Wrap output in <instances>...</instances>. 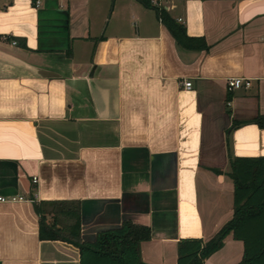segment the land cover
<instances>
[{"label": "crops", "instance_id": "crops-1", "mask_svg": "<svg viewBox=\"0 0 264 264\" xmlns=\"http://www.w3.org/2000/svg\"><path fill=\"white\" fill-rule=\"evenodd\" d=\"M150 2L207 49L178 46L142 0H0V264H78L38 238L30 197L77 201L84 241L147 227L146 264L230 218L228 158L264 156V0ZM241 255L228 234L202 264Z\"/></svg>", "mask_w": 264, "mask_h": 264}, {"label": "trees", "instance_id": "trees-1", "mask_svg": "<svg viewBox=\"0 0 264 264\" xmlns=\"http://www.w3.org/2000/svg\"><path fill=\"white\" fill-rule=\"evenodd\" d=\"M142 4L154 11L174 42L190 50H206L201 36H189L184 26L150 0ZM264 127V118L252 120ZM241 122L232 121L230 129ZM228 177L232 182V214L206 240L189 237L176 242L175 264H202L219 249L228 234L242 243V255L235 264H264V156H230ZM38 216V238L61 240L78 252V264H146L138 254V244L149 237L148 228L122 221L114 228L95 233L91 241L79 237L78 202L75 200H39L30 197ZM67 221V222H66Z\"/></svg>", "mask_w": 264, "mask_h": 264}, {"label": "built area", "instance_id": "built-area-1", "mask_svg": "<svg viewBox=\"0 0 264 264\" xmlns=\"http://www.w3.org/2000/svg\"><path fill=\"white\" fill-rule=\"evenodd\" d=\"M39 0H33V4L37 5ZM156 4L155 2H153ZM250 82L247 79L241 78V77H230L225 80V88L226 90H232L234 88H245L249 86ZM182 86L184 88H189L190 87V82L189 81H184L182 83ZM36 178L32 177V182H35ZM5 198L0 197V201H3ZM13 199V198H12Z\"/></svg>", "mask_w": 264, "mask_h": 264}]
</instances>
